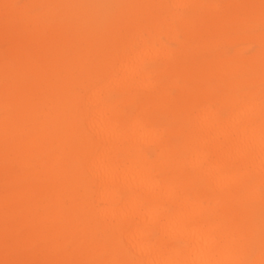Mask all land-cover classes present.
Returning a JSON list of instances; mask_svg holds the SVG:
<instances>
[{
    "label": "bare ground",
    "instance_id": "6f19581e",
    "mask_svg": "<svg viewBox=\"0 0 264 264\" xmlns=\"http://www.w3.org/2000/svg\"><path fill=\"white\" fill-rule=\"evenodd\" d=\"M47 2L54 24L0 0V264H264L238 202L264 185V104L243 88L256 78L237 79L240 52L208 60L164 40L176 21L191 40L224 33L264 2ZM165 108L186 123L158 129L151 110Z\"/></svg>",
    "mask_w": 264,
    "mask_h": 264
},
{
    "label": "rangeland",
    "instance_id": "374dc122",
    "mask_svg": "<svg viewBox=\"0 0 264 264\" xmlns=\"http://www.w3.org/2000/svg\"><path fill=\"white\" fill-rule=\"evenodd\" d=\"M116 1L119 0H109V3L117 4ZM203 2L204 7L202 8L200 14H204L210 10L211 5H219L223 6L227 1H238L240 3H244L245 0H194ZM264 2V0H262ZM15 6L23 7L27 6L28 14L30 16H42V22H47L50 24H54L58 21L59 15L58 13L51 14L48 10L50 5L47 0H41L40 2H36L35 0H15ZM192 9H181V16L188 17L192 14ZM62 16V15H61ZM175 28L178 33V40L173 41L171 39L164 38V40L168 43V45L174 48L176 51L181 50L182 42H189L191 44V49L197 51L200 55L207 57V59H215L217 56H222L224 59L232 57L237 52H240L241 59L235 60L234 63L238 64L243 68L241 72H239L237 79L244 80L251 79L255 77L254 82L248 83V86L243 85V88L247 91L258 89L259 92L257 94V98L264 104V64L263 69L259 73L256 72L255 63L253 59L256 56H264V40H261L259 37L264 34V14H259L256 11H250L244 15V20L239 22L235 28H229L224 33L215 34L213 36H198L194 39H189L187 34L180 28V24L178 21L175 22ZM163 32H166V28L163 29ZM147 40L149 44L155 43L158 46V43L155 42V38L153 36H149L148 34H144L139 42L140 44L143 41ZM262 60H259V63ZM263 62V61H262ZM256 63L257 65H260ZM165 61L162 57H153L148 58L145 62L146 67H159L163 66ZM172 77L170 74H164L161 77V80L166 81ZM179 82L181 83V77L179 78ZM212 86L222 85L223 81L218 77L213 76L210 79ZM105 94L109 98H115L119 95V91L114 87H107ZM141 98L145 96L144 92L139 93ZM139 102H133L125 106V110L130 116V118H134L137 116L139 111ZM223 115H228L230 112V107L225 106L222 110ZM151 116L155 121V125L160 130L168 131L176 126H178V122L181 119L185 120L186 123V114L181 110H173L171 108L165 109H153L151 110ZM184 134L181 132L174 136V140L178 146L179 151L185 160L189 159V153L185 149L184 142ZM148 152H150L155 158L154 151L156 147L154 145L146 146ZM258 183V178L253 176L250 185H256ZM260 189V197L258 199H240L238 202L247 208L251 213V218L253 220L250 228H253V233L249 238L250 243L256 245L257 252L259 254L262 253L264 256V185L259 186ZM242 194H246V190H243ZM260 209V211H259Z\"/></svg>",
    "mask_w": 264,
    "mask_h": 264
}]
</instances>
